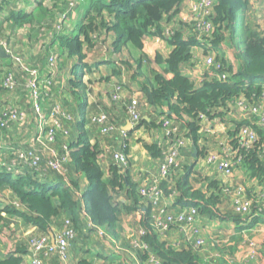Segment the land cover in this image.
Here are the masks:
<instances>
[{
  "label": "trees",
  "instance_id": "obj_1",
  "mask_svg": "<svg viewBox=\"0 0 264 264\" xmlns=\"http://www.w3.org/2000/svg\"><path fill=\"white\" fill-rule=\"evenodd\" d=\"M187 1L190 0H67V5L70 6L71 3L73 10L85 5V14L73 30L66 29L68 34L61 29L56 35L52 34L51 38L41 36V42L42 38L39 36V43L44 45L45 51L42 52L49 50L50 46L55 47V50L57 47V61L77 59L78 63L70 70L71 79L68 77L67 87L70 96L78 99L80 103L84 100L81 97L84 86L81 75L87 71L83 62L86 56L85 45L90 48L94 47L93 44L97 46L101 40L97 42L98 37H93L101 30H105V36L111 35L113 38V56H117L121 47L127 45L140 53L136 61L138 71L141 70L142 61L166 66L162 73L154 72L152 79L146 77L140 82L144 101L154 109L163 110L162 115L166 119L183 129L182 136L177 137L195 147V163L199 157L205 156L202 146L199 145L201 116L208 121L234 124L235 129L231 136L237 135L244 126L254 129L257 139L251 148H240L236 139L228 144L236 151L235 167L242 169L248 179L254 180L263 188L264 131L257 128L255 122L250 125L243 120L245 109L238 105L242 103L246 108L255 107L264 111V32L259 27L253 0H212L211 10L208 12L211 32L202 38L196 35L185 36L181 30L164 27L165 23L172 24L175 21L181 6ZM63 2L65 0H36L34 4L39 10L37 15L11 11L7 19L16 27L40 23L43 18L52 17V10L64 4ZM50 3L52 8L48 6ZM10 5L8 0H0V13L6 6L11 8ZM53 17L56 16L53 14ZM14 37L16 40V36L11 38ZM147 39L164 43L171 49L170 52L167 55L156 52L152 58L147 56L143 52ZM194 48L203 49L206 55L208 51H212L215 64L220 65L218 68L214 65L203 72L199 88H195L180 73L181 65L195 63ZM165 74H171L172 78L167 79ZM220 75H225V79L217 78ZM79 82L82 89H79ZM27 99L30 101V96ZM42 100L44 98L39 97V101ZM77 110L79 114L82 113V107ZM82 118L79 124L77 121L72 126V138L65 142L67 162L63 166L62 175L57 176L47 169L43 171L46 180L40 182L38 173L27 166L20 175L8 171L7 166L0 168V199L9 203L0 201V241L6 254L0 264H22L23 256L30 253L28 243L26 245L17 242V233L6 220L7 215H13L31 225L42 235H50L52 223L62 215H67L76 233L95 235L98 240L97 229L115 233L122 208L140 213L138 223L143 234H139L137 240L146 248H137L128 256L117 249L114 243H110L108 260L113 264H145L150 256L158 264H229L227 260L221 259H215L217 263L206 262L191 245L174 248L163 236L155 233L150 224V208L140 200L135 185L129 181L128 168L122 169L112 163L107 171L109 179H104V172L100 167L104 158L103 151L98 142L90 138L89 129L86 131L84 128V117ZM142 124L147 127H162V122L154 124L141 119L140 125ZM56 135L53 147L56 151L59 150L58 153H62V144H58ZM173 136L171 133L168 138L172 139ZM143 147L153 159L161 158L160 147L148 144ZM0 160L10 163V157L7 160L2 153ZM203 165L211 171L216 166L205 161ZM192 173L197 179L206 181L204 186L203 183L198 185L192 179ZM80 178L86 182L84 189L81 188ZM206 178L209 179V176L203 174V169L190 164L179 167L176 174L161 182L160 188L166 196L176 194L173 207L195 208L198 217L219 222L229 221L235 226L234 230L243 231V224L249 223L246 228H252L259 223L260 209L255 202L251 203L250 211L245 215L222 213L219 193H214L218 183ZM124 188L126 195L133 199L132 208L125 207L113 197L116 191ZM5 192L10 194L12 202L23 209L17 210ZM138 207L145 210L140 212ZM42 258L44 262L45 258ZM76 264L92 263L83 258Z\"/></svg>",
  "mask_w": 264,
  "mask_h": 264
},
{
  "label": "crops",
  "instance_id": "obj_2",
  "mask_svg": "<svg viewBox=\"0 0 264 264\" xmlns=\"http://www.w3.org/2000/svg\"><path fill=\"white\" fill-rule=\"evenodd\" d=\"M8 1L11 2V5H10L11 8L6 6L5 9H3L0 13V33H1V31H3V34L8 36L6 38H11L12 36H16V40H18L19 36L22 33L19 34L16 32L12 33V31L9 32L10 29H13L12 28L13 24H11V22L8 21V19H7L8 14L11 11H24L25 13H29V14L33 13V15H34L35 11L38 12L37 8L34 4L36 0H8ZM66 1L67 0H65V2H63V3L64 4L66 3V5H67ZM259 2L264 5V1H262V0H253L252 1L253 5L255 6V9H256V15H257V19L259 21V27L264 32V19L261 18V15L259 14V9L257 7V3H259ZM185 4L186 3H184L181 6L179 13L176 16L175 21L173 23L177 24L179 22L178 16L181 13L182 7ZM12 5H14V6L12 7ZM48 6H49V8H52V3L48 4ZM60 6H62V7H60ZM63 6L64 5L62 4V5L57 6L56 9H53L52 10V17L50 16L48 18V16H47L44 18L48 21L47 24L51 25V27H53V26H52V23H49L50 20L57 19V17L61 19L60 15H59V11L62 10L64 12ZM60 8H62V9H60ZM85 12H86L85 5L80 6V7L76 8L75 10H73V14L71 15L72 17L70 19L71 25L67 29L70 28L73 30L76 27L78 21L85 14ZM53 14L56 16L55 18L53 17ZM75 18H77V19H75ZM168 24L169 23L167 22L164 25H168ZM26 26L29 27V25H23L20 28L23 29ZM15 28L17 29L19 27L15 26ZM8 32H9V34H7ZM39 36L37 37L38 39H39ZM42 36H44V35L42 34ZM46 36L48 38H51V34H47ZM46 36H44V37H46ZM106 36L111 37V35H106ZM106 36L104 37L103 40H101V44L110 47L112 45L113 38L111 37L112 40L109 41L110 43H108ZM23 38L24 37L22 36V39ZM37 38L35 36V39H37ZM104 42H106V43H104ZM126 48L131 50V51H134V53L132 52L130 54H125L124 52L121 51L117 56H113L112 52L110 51L109 55H105V54L98 55V54L93 53L94 55L89 54V55L85 56V59L83 62L86 65L87 71H85L84 75L86 76V74H87V76L86 77L84 76L82 78L84 81L83 95H82L83 96L82 99H84V100L82 102L83 103L86 101L88 102V100H89V102H90L89 106L91 108H89L88 114L91 112L92 108H94V110H95V117H93V119L90 118V119H92V121H94V123H93V127L89 128V134H90V138L92 139V141H97L100 148L103 151L104 158L100 162V167L104 172V179L105 180L109 179L107 171H108L109 166L112 165V163H114L112 160L113 153L115 152V150H117L120 147L121 142H126V149L127 150L125 149V153L129 157L128 178H129V181L132 184H134L135 187H137L139 185V183L148 185L152 180H154L158 176V167H159V163H160V159H153L146 152L143 145L144 144L156 145V146L161 148L162 152H164V151H167V149L169 147V145H168L169 140L165 134V130H164L163 126L160 128L159 127H147V126L142 124L139 128H137L133 131H129V130L125 131L124 130L127 127V124L129 123V118L126 114L125 105L128 104L131 101V99L136 98L139 101L138 104L140 106L139 108L141 111V119L145 120L147 123L149 121L154 123V124L161 122V120L159 119V117H160L159 114H162V112H163V110H161V109H154L153 107H151L150 105H148L144 101V97H143L142 91H141L140 86H139L140 82L143 80H141L140 78L136 79V77L132 76V78H134V80H133L134 82L131 81L130 78H131V75L133 72L136 71L139 75H141L140 74L141 70L138 71L137 65H136V61L139 59L140 53L138 51L134 50L129 45H127ZM123 49H125V48H123ZM170 50L171 49L169 47H167L164 43H161L156 39H147L144 42V51L143 52L151 58L154 56V54L156 52L157 53H163L164 55H167L170 52ZM41 51H45L44 48H41ZM45 53L46 52H43V54H42L43 57L47 56ZM3 61H4V59L2 57H0V68L2 67ZM145 63L148 64L147 62L142 61L141 68H143ZM59 64H60V60L59 61L56 60V65H59ZM193 64L194 63H190V65H189L190 67L188 69L182 67L184 64L181 65V68H180V73L182 74V76L189 79L191 82H192L193 78L196 79V77H197V74H195L193 72V70H194ZM6 66H8V65H6ZM161 67H162V72H163L164 69H166V66H161ZM6 68L7 67H5L6 72L10 70V68H7V69ZM71 68L72 67H70V70H71ZM114 71H115V74H113ZM157 73H160V72L157 71ZM95 76H98V77H95ZM165 77L167 79H170V78H172V75L171 74H165ZM70 79H71V77H70ZM115 79L120 80L123 83V89L120 92V99H121L120 103L115 102L112 99L113 93H112L111 87H112ZM201 81H202V75L200 76L198 83L195 82V84H194L192 82V84L194 85L195 88H199L201 86ZM93 87H95V89H89V88H93ZM16 102L19 103V105H20L19 108H21V110H23V109L25 110V112L27 114V119H26V121L24 120L22 123L15 124L16 128H14L13 132L14 133L16 132V134L18 133V138L19 137L22 138L25 136L27 139L31 138L32 140H35L37 138L39 141H43L42 138L44 137L45 131L42 130V124L40 121V117H41V115H43V116H46V115L43 114L44 110L42 109L41 103H39V111H36V109H34L32 103H31V101H28V99H26L24 97H22L20 99V101H16ZM79 107H82V105L79 104ZM86 107H87V103H86V106L83 107V109L85 111H86V109H85ZM44 109H45V107H44ZM101 116L105 117V119H107V122L110 125H112V127H113L112 132H110L108 134L103 133L101 126L97 125L95 123V121ZM86 121L88 122V119H86ZM216 122H217L216 120L208 121L206 118L201 119V122H200L201 131H200L199 145L202 146V148L205 152V156L199 157L195 163L193 161L195 159L193 157V151H194L195 147L193 145H191V143H189L188 141H185V147L180 153V160L178 162L177 168H179V167L181 168V167L193 164L194 166L198 165V169H203V174L206 175V177L209 176V179H211V180L213 179V180L217 181V183H218L217 189L214 190V193L217 191L219 193L221 212L222 213H232L233 209H232V204H231V198H230V196H228L226 194V192H225L226 190L237 188L239 186V187H241L247 191V195H250L252 193L251 189L249 188L250 185L257 186L259 189H261L262 187L259 186L258 184H256L254 182V180L248 179L245 172L238 167H235L231 176L224 177V176L220 175L218 172H216L215 170L212 169V171H211L208 167H205L203 165V163L205 161V157H206L207 153H209V152L206 153V147L211 148L214 144L217 143V140L229 142V140L232 137L231 135L233 134L234 129H235L234 124H231V123L222 124V123H219V122L216 123ZM87 126H88V124H87ZM172 128H174V131L176 132V134L178 136H182V134H183L182 128H180L177 124H173V123H172ZM87 130H88V128H87ZM214 130L217 131V133H218V139H215L214 141H212L211 133L214 132ZM122 131H124L126 133L124 139H122V137H121ZM221 134L223 135V137H221L223 140H219ZM66 141L65 140L62 142L57 141L59 145L62 144V148H61L62 152L64 151ZM27 145L28 144L24 145V142H20L19 144H16L14 147L23 150L24 148H26L25 146H27ZM37 149H38V151L42 150L41 156L44 157V155H46L45 158H47L48 153L45 154L44 153L45 150H43L39 146L37 147ZM3 156L5 159L8 160L9 156L7 154H5ZM191 177H192V179H195L197 181L198 185L203 183V186H204V184L206 182L204 179H203V181H201L199 178L197 179L196 175H194V174L191 175ZM209 179L206 178V180H209ZM80 180H81V178H80ZM81 181H82L80 183L81 188L84 189L86 186V182L84 180H81ZM192 183H193V181H192ZM6 193H7V195L9 194L8 192H6ZM7 197L11 198L10 194ZM113 197L115 200L119 201L125 207H129V208L133 207V199L129 198L126 195L125 188L122 190L116 191L113 194ZM9 201L12 202V198ZM164 201L165 202H163V206L165 208H167L169 212L170 211L171 212L177 211L178 208L173 207L172 199L171 200L166 199ZM137 209H140V212H143L145 210L144 208H139V207ZM141 209H144V210L142 211ZM123 214L127 215V219H131L133 221V224L137 225L135 231H136V233H138V236H139L140 231H141V228H140L139 223H138L140 213L135 212V211H128L125 208H122L120 216H122ZM260 215H262V214L260 213ZM62 217H64V215H62L60 218H62ZM5 218L8 222L11 223L12 228L16 231L17 236H18V238L16 240L18 243L27 245V241H28V238L30 237V235H34V234L38 233L31 225L24 223L23 221L14 217L13 215H7ZM135 218H137V219H135ZM261 219H262V216L259 217V223H261L257 227L259 229L264 228V218H263V221ZM119 220H120V218H119ZM131 220H130V222H131ZM260 220H261V222H260ZM56 222H57V220H56ZM56 222L52 223V226L55 229H52V227H51V229H52L51 234L48 235L50 242L52 244L54 243V239H55V233H54L55 230L57 232V227L55 224ZM197 222H198L199 226L204 227V229L202 228L203 233L205 232L207 235L208 234L211 235L212 233L214 234L215 229H212V228L216 227L217 225H219L225 231L223 232L222 230H220V231H218V233L216 232L215 235H217V234L221 235L222 234L223 237H226L227 234H230V233L244 234V230L241 231L243 233H240V231H237V230H234V231L228 230L230 232H227L226 231L227 227H230V228H231V226L235 227L233 224H230L228 222H226V223L217 222V224L215 225V222L213 220H208V219L203 218V217H198ZM210 225L212 226L211 230L208 229L210 227ZM225 225H227L226 228H225ZM117 230H118V226H117L115 233L118 232ZM171 230L167 234V236H170V239L177 236V230L176 229L174 231H171ZM105 233L107 234V238H108L107 240H111L112 237L116 236L115 233L112 234L111 232H109L107 230H105ZM21 234H25V235L23 236ZM127 234L132 235L131 232H127ZM138 236L136 237V239L138 238ZM102 238H101V236H99L98 240H97L95 235H90V234H86V233H84V234L77 233L75 239L70 243L69 247L67 248L65 261H62L59 258V256L56 253H54L51 256H49L47 259H45L44 264H76L77 261H79L80 259H83V258L87 259L92 264H113L112 262H110L108 260L110 257L109 246H110V243H113V242L112 241L105 242L106 241L105 238L104 239H102ZM259 242H261V244L263 245L264 237L262 235L260 236ZM124 254L131 256V254H128L126 252ZM5 255L6 254H5L4 245L0 241V262L3 261ZM29 255H30V253L23 256L22 264H30ZM262 259H263L262 261H264V258H262Z\"/></svg>",
  "mask_w": 264,
  "mask_h": 264
},
{
  "label": "rangeland",
  "instance_id": "obj_3",
  "mask_svg": "<svg viewBox=\"0 0 264 264\" xmlns=\"http://www.w3.org/2000/svg\"><path fill=\"white\" fill-rule=\"evenodd\" d=\"M80 2L82 1H79V3ZM200 2L201 0H191L189 2L187 1L186 4L182 7V11L178 16L180 23L177 24L172 23L170 25L169 24L164 25V27L166 29H173L179 31L181 30L185 36L196 35L198 38L204 37V35L202 34L199 35V32L207 24L208 17L205 16V14L204 15L202 14L203 12L199 8ZM63 5H64L63 6L64 12L62 10L59 11V15L61 19L60 18L53 19L50 20L49 22L52 23L53 27L47 24L48 21L43 18L40 23L35 22L33 25H29V27L26 26L23 29L20 27L16 29L15 26L12 27L13 29H10L11 27L9 28L10 29L9 32L12 31V33L16 32L19 34L23 33V37H24L23 39L22 37L18 40H15V38H11V39L6 38L8 36L3 34V31H1L0 33V46H4V48L7 50L6 51L7 54L5 53L7 56L2 57L4 61L2 67L0 68V85L1 87L3 86L2 80L4 78V75L6 74L5 67L10 68L8 72L14 75V79L16 80L15 91L6 92L0 89V112L2 113L7 109H13L14 106L19 107L20 105L16 101H20L22 97L27 99V97L30 96V91L27 90V88L25 87V83L33 77L35 79L37 85V91L39 94V96L37 97L44 98V100L40 101V103L42 105V109L44 110L43 114L46 115L45 118L48 129H51L53 131L52 132L53 140L57 133L56 141H60V142L72 138V130H71L72 126L76 124L77 121H78L77 124H79V120L83 119L82 117H84L83 126L86 129V131L87 128L89 129L93 127L94 121H92V119L93 117H95L94 108H92L91 112L88 114L89 108H91L89 106L90 104L89 100L88 102L86 101L84 103L83 102L80 103L78 99L72 98L70 96L69 93L70 90L67 87L68 77H70V67L75 66V64L78 63L77 59H73L71 61H68L66 59H61L60 64L56 65L55 52L56 53L57 51L59 52L58 48L56 47L55 50V47L50 46V49L47 50L45 53L47 56L43 57L42 56L43 52L41 51V48H43L44 45L42 43H39V39H35V36L37 38L39 34H41L40 36H42V34L44 36H46L47 34L52 35L57 33V31L61 29L63 33L67 32L66 29L71 25L70 19L72 17L71 15L73 14V9L71 8V3L70 6L66 4ZM257 7L259 9V14L261 15V18L264 19V5L259 2L257 3ZM37 11L38 12L35 11L34 15H37L39 13V10ZM106 20L109 21V18L106 17ZM202 21L205 22L204 26H202ZM9 32L7 34H9ZM104 32L105 30H101L97 32L93 38L97 39L98 37L97 42L99 40H103V38L105 37ZM102 33L103 36L101 35ZM106 39L108 43H110L109 41L112 40L110 36L108 37L106 36ZM42 40L43 38L40 40V42ZM93 46H94L93 48H90L89 46L85 45L86 55L93 53L98 55L100 54L109 55V52L110 51L112 52V46L108 47L102 45L101 42H99L97 46L95 44H93ZM121 51L124 52L125 54H130L132 52L134 53V51L127 49L126 46L121 47ZM211 54L212 51H208L207 55L210 56H207L206 54L203 53V49H197V48L193 49V56L195 57L194 59L195 63L193 64L194 65L193 72L197 74L196 79L193 78L192 80L194 84L195 82L198 83L199 78L201 75H203L204 71L211 68L212 65L211 66L206 65L207 64L206 58L212 57ZM189 65L190 64H184L182 67L188 69L190 67ZM157 71L161 73L162 67L145 63L143 68H141L140 71L141 75H139L135 71L132 73L130 79L132 82H134L133 81L134 78H132V76L136 77V79L140 78L141 80H144L146 77L148 79H152L153 73ZM84 74L85 73L82 72L81 76L84 77L85 76ZM116 81H119L118 83H120V85L123 86L122 81L115 79L114 82ZM79 89H82L81 82H79ZM89 89H95V87ZM82 95H83V91L81 90V97H83ZM86 103H87V107L85 109L87 112L83 109V107L86 106ZM79 104L82 105V113L80 114L77 110ZM256 111L257 110L254 107L245 109L242 119L246 120L250 125L254 122L257 123V126L264 131V128L259 126L260 119L259 116L257 115L260 113ZM85 118L88 119V122L86 121ZM14 128H16L15 123L8 124L5 128H3L0 125V151H1L0 153H2V155H5L6 150H8L9 148H13L16 144H19L20 142H24V145L25 144L30 145L31 142L34 141L31 138L27 139L25 136L22 138L21 137L18 138V133L16 134V132L15 133L13 132ZM43 129L44 127L42 126V130ZM215 130L214 132L211 133L212 141L218 139V133ZM221 137H223L222 134L219 140H223ZM227 142L228 141L217 140V143L214 144L211 148L206 147V153L209 152L207 154H216L220 149L219 147L220 143H227ZM35 145L37 146V144ZM51 148L50 151H53L55 154L56 152L58 153L59 151L58 149H57L58 151H56L54 147L52 149ZM50 151L45 148L44 153L45 154L50 153ZM38 154L41 155L42 150H39ZM45 156L46 155H44L43 158L42 157L40 158L46 160ZM16 174L17 172L15 171V175ZM249 188L252 191L251 195L256 193L257 191H261V189H259L257 186L254 185H250ZM5 195H7L6 192ZM10 199L11 198H8V200ZM262 211L264 212V210ZM261 216H262L261 220L263 221L264 216L263 215ZM119 218L120 220L118 224V230H117L118 232L115 233L116 236L112 237L111 240H107L108 238L105 237L104 235H103L104 237L101 236V238L102 237H103L102 239L105 238L106 240L105 242L112 241L116 245L117 249H119L122 253L126 252L130 254L132 251H135V249H137L138 245L140 244L136 239V237L138 236V233H136L135 231L137 225L133 224V221L131 219H127V215L123 214L122 216H119ZM214 222L216 225L217 222L219 221L214 220ZM228 223L232 224L229 221ZM55 224L57 227V232L56 230L54 232L55 237H57L59 233L62 231V229L66 226L69 228L72 227L73 229L72 223L67 215H64V217L58 219ZM260 224L261 223H258L257 225H254V227L252 228H246L249 225V223L243 224V226L245 227L243 229L244 234L230 233L227 234L226 237H223L222 234L215 235V233L216 232L218 233V231L220 230H222L223 232L225 231L219 225L212 228L215 229L214 234L212 233L211 235L209 234L207 235L205 232L203 233L204 227L199 226L198 222H196L193 226H190L192 225L191 223L188 224V226L182 227V231H180L177 228H173L171 231H174L176 229L177 236L171 239L170 236H166L164 238L174 248H180L184 245H191L193 248L199 251L201 255V259H203L206 262L209 261L210 263L211 262L217 263L215 259H221V260H227L229 264H264V261H262L263 260L262 258H264V243L262 245L261 242H259L260 236L262 235L264 237V228L262 229L257 228ZM211 227L212 226L210 225L208 229L211 230ZM226 227L227 225H225V228ZM229 228L230 227L226 228L227 232L234 231L235 227L231 226V228L230 229ZM52 229L55 228H53L52 226ZM99 230H101L100 233L103 234L102 232L103 229H99ZM193 230L195 231V233L192 232ZM127 232H131L132 235L127 234ZM240 233L243 232L240 231ZM75 234L77 235L76 232ZM21 235L24 236L25 234H21ZM34 235H30V237L28 238L27 243L29 249H30L29 242L31 241L30 239H33L35 237ZM47 240L49 241L50 239L47 238ZM145 264H150V263L145 262Z\"/></svg>",
  "mask_w": 264,
  "mask_h": 264
},
{
  "label": "built area",
  "instance_id": "obj_4",
  "mask_svg": "<svg viewBox=\"0 0 264 264\" xmlns=\"http://www.w3.org/2000/svg\"><path fill=\"white\" fill-rule=\"evenodd\" d=\"M211 6L212 0H201L199 4L200 10L203 12L202 14H205V16L207 17L209 15L208 12H210L211 10ZM204 24L205 22L202 21V26H204ZM210 32L211 25L209 21H207V24L200 30L199 35L202 34L204 36H207L210 35ZM0 48L4 51V53H6L7 50L4 48V46H0ZM206 60V65H212L211 68H213L214 65L215 68H218L220 66L219 64H215L213 57H207ZM217 78L225 79V75H220ZM118 82L119 81L114 82L111 87L113 93L112 99L113 101L120 103V92L123 89V86H121ZM2 83L3 91H15L16 80L14 79V75H12L10 72H6ZM26 88L30 91V101L34 109H36V111H39L40 101L37 97L39 96V94L37 91L35 79L33 77L27 81ZM138 102L139 101L134 98L131 99V101L125 105L126 114L129 118V131H133L141 126V111ZM238 105L244 109L251 108H246L245 105H243L242 103H238ZM255 109L257 110L256 112L260 113L257 115L260 119L259 126L264 128V111L262 109L258 110V108ZM159 116L167 138L171 133L174 134V136L172 139L168 138L169 147L167 151L162 152L158 167V176L154 180H152L148 185L139 183L136 189L137 195L140 200L147 207L150 208V224L154 229L155 233L166 237L168 232L172 228H177L182 231V227L188 226V224L192 223V225L190 226H193L197 222L198 216L195 208L177 209V211L175 212H169L168 209L163 206V202H165L164 200L172 199L173 201L176 194L171 193L166 196L160 188V184L163 180L176 174V170L178 169V162L180 160V153L185 147V140L180 137H177L174 128H172L171 121L166 119L165 116H163L162 114H159ZM203 118L205 117L201 116V119ZM26 119L27 114L25 110H21V108L16 106H14L13 109H7L2 113L0 112V125L3 128H5L8 124L11 123H22L24 120L26 121ZM40 121L42 126L44 127L43 130L45 131L44 137H41L43 141H39L36 138L34 141L31 142L30 145L25 146L26 148H24L23 150L16 147L9 148L8 150H6L5 153L8 152L7 155L10 157V163H3V160H0V168L7 166L8 171H12L14 174L16 171V175H20L23 173L22 171L24 170V167L27 166L28 168H31L38 173V179L40 180V182L46 180L43 171L47 169L52 174H55L57 176L62 175L63 166L67 162L66 147H64V151L62 153L56 152L55 154L53 151H50V148H53V131L51 129H48L45 116L41 115ZM95 123L101 126L102 132L105 134H108L113 131L112 125H110L107 122V119H105V117L103 116L99 117L95 121ZM257 128L259 127L257 126ZM125 134L126 133L124 131L121 132L122 139L125 138ZM233 139L237 140V143L240 148L249 149L252 147L257 137L254 129L248 126H244L241 128L240 132L237 135L231 137L229 142ZM229 142L220 143V149L216 154H207L205 157V162L208 164H215V171L224 177L231 176L237 164V161L234 160L236 151L232 150L229 147ZM35 144H37V146ZM38 146L41 147L43 150H45L46 148L50 151V153H48L47 155L46 160L40 158L42 156L38 154ZM125 149L126 145L124 144V142H121L120 147L115 150L112 156L113 162L122 169L129 168V157L125 153ZM225 192L231 198L233 213L236 215L247 214L250 211V205L253 202L259 205L258 207L260 209V213H262V210H264V187L261 188V191H257L256 193L252 194L250 198L248 197L249 195H247V191L239 186L237 188L228 189ZM12 205L17 210L23 209L22 206L14 202H12ZM100 231L101 230L97 229V232L100 236L104 235L107 237V234L104 232V230L102 231L103 234H101ZM192 232L195 233L194 230ZM142 234L143 232L141 230L140 235ZM34 236L35 237L33 239H30L31 241L29 242V262L30 264H44L42 257L47 259L54 253H56L62 261H65L67 248L69 247L70 243L75 239L76 234L72 227L69 228L66 226L62 229L59 235L55 237L56 239L54 241V244H52L50 240H47V238H49L48 235L35 234ZM138 248L146 247L144 245L139 244ZM147 263L158 264V261L155 260L153 257H149Z\"/></svg>",
  "mask_w": 264,
  "mask_h": 264
},
{
  "label": "water",
  "instance_id": "obj_5",
  "mask_svg": "<svg viewBox=\"0 0 264 264\" xmlns=\"http://www.w3.org/2000/svg\"><path fill=\"white\" fill-rule=\"evenodd\" d=\"M5 56H7L5 53H4V51L0 48V57H5ZM125 131H127V130H129V124H127V127L124 129ZM196 156H197V151H196V149L194 148V151H193V157L194 158H196ZM0 201H2V202H5L6 204H9L8 202H6V201H4V200H1L0 199ZM142 211L144 210V209H141ZM262 215H264V212H262Z\"/></svg>",
  "mask_w": 264,
  "mask_h": 264
},
{
  "label": "clouds",
  "instance_id": "obj_6",
  "mask_svg": "<svg viewBox=\"0 0 264 264\" xmlns=\"http://www.w3.org/2000/svg\"><path fill=\"white\" fill-rule=\"evenodd\" d=\"M262 214V213H261ZM264 216V215H263Z\"/></svg>",
  "mask_w": 264,
  "mask_h": 264
}]
</instances>
